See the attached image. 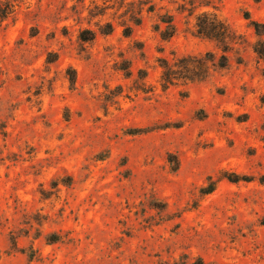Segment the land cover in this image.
I'll use <instances>...</instances> for the list:
<instances>
[{
    "label": "rangeland",
    "instance_id": "374dc122",
    "mask_svg": "<svg viewBox=\"0 0 264 264\" xmlns=\"http://www.w3.org/2000/svg\"><path fill=\"white\" fill-rule=\"evenodd\" d=\"M205 11L235 33L225 68ZM0 12V264H264V0ZM206 54L204 78L162 81L163 61Z\"/></svg>",
    "mask_w": 264,
    "mask_h": 264
},
{
    "label": "trees",
    "instance_id": "16d2710c",
    "mask_svg": "<svg viewBox=\"0 0 264 264\" xmlns=\"http://www.w3.org/2000/svg\"><path fill=\"white\" fill-rule=\"evenodd\" d=\"M195 0H191V5H194ZM203 6H210V3L202 4ZM215 8V6H211ZM8 12H0V18H4ZM139 23L138 20L135 22ZM161 23L165 26L159 31V35L163 40L172 37L174 33V26L172 24L171 18L168 16L161 19ZM251 27L254 30V34L257 37V41L252 46L253 53L259 58L264 60V40L262 36L264 35V23L250 22ZM105 30L101 33L109 34L111 32V25L106 24ZM195 32L198 36L208 39L215 43V45L220 49L222 54L218 58L217 66L219 68H225L228 63L227 53L230 51L232 44L234 43L235 33L229 28V26L219 19L215 14L209 13L207 11L200 12L195 16ZM130 34V29L126 28L124 30V36L128 37ZM78 39L81 42H90L94 39V32L90 30H83L79 32ZM211 54H206L203 58L195 57H184L176 61L175 64L170 66L166 61H163V72L162 81L165 84H171L172 81L179 79L190 80L192 75L204 78L208 73L207 63L213 62L210 57ZM229 181H231L229 179ZM264 183V179L261 180ZM213 191V187L210 188L206 193Z\"/></svg>",
    "mask_w": 264,
    "mask_h": 264
}]
</instances>
